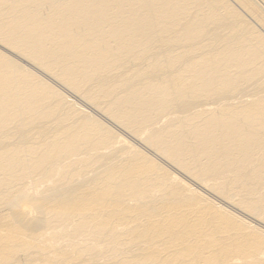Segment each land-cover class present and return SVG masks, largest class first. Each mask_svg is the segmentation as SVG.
<instances>
[{
  "label": "bare ground",
  "instance_id": "bare-ground-1",
  "mask_svg": "<svg viewBox=\"0 0 264 264\" xmlns=\"http://www.w3.org/2000/svg\"><path fill=\"white\" fill-rule=\"evenodd\" d=\"M0 264H264V0H0Z\"/></svg>",
  "mask_w": 264,
  "mask_h": 264
}]
</instances>
